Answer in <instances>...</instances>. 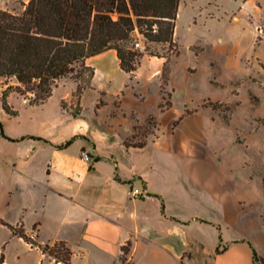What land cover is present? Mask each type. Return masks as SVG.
<instances>
[{
    "label": "crops",
    "instance_id": "crops-1",
    "mask_svg": "<svg viewBox=\"0 0 264 264\" xmlns=\"http://www.w3.org/2000/svg\"><path fill=\"white\" fill-rule=\"evenodd\" d=\"M259 32L262 27L256 38ZM175 34L176 28L174 40ZM179 53L170 60L171 94V62ZM147 57L160 59L161 84L162 57L143 54L133 72L120 68L114 49L88 57L95 72L78 115L60 103L74 104L76 82L68 77L40 104L10 92L17 114L0 103L2 130L15 138L0 128V218L21 223L27 234L37 229L40 245L65 241L70 264H251L253 248L264 264V123L244 130L233 114L200 104L175 112L162 130L158 115L170 113L173 103L159 109L160 84L157 111L140 109L145 97L137 89L138 71ZM100 58L111 59L134 91L129 108L123 90L108 98L97 83ZM101 92L104 103L97 107ZM257 96L254 107L262 102ZM132 113L139 122L151 114L157 120L141 147L124 143L133 133ZM73 136L67 147H56ZM132 186L147 196L132 195ZM0 264L66 263L0 222Z\"/></svg>",
    "mask_w": 264,
    "mask_h": 264
},
{
    "label": "trees",
    "instance_id": "trees-1",
    "mask_svg": "<svg viewBox=\"0 0 264 264\" xmlns=\"http://www.w3.org/2000/svg\"><path fill=\"white\" fill-rule=\"evenodd\" d=\"M179 2L180 0H29L23 4L24 8L19 13L0 8V77H4L5 84L0 94L1 107L8 114H17V110L7 99L12 91L27 97L32 104H40L52 94L60 78L68 77L76 82L74 104L69 105L64 100L60 103L71 114L78 115L81 112V94L84 89L92 87L91 80L95 72L93 66L86 64V59L114 49L120 68L133 72L144 54V50L132 43L136 35L140 34L148 54L163 58L160 84L162 99L158 107L162 111L170 108L172 94L167 91L166 86L170 77L171 55L177 54L179 48H173L172 54H157L150 52L148 43L177 45L174 30ZM202 51L203 48L199 51L194 49L197 56ZM103 94L100 93L97 107L104 103ZM219 103L221 102L213 101L211 106L216 109ZM132 117L135 120L134 131L138 128L139 121L134 113ZM145 121L157 126V120L152 114ZM177 121L173 122V126ZM0 128L3 136L15 139L4 134L1 124ZM31 137L44 139L33 135ZM75 137L56 147H67ZM146 138L136 143L126 139L124 143L126 146L141 147L145 145ZM0 222L32 246L41 247L56 260L70 264L71 250L65 241L40 245L24 231L21 223L12 225L2 218ZM129 248L130 242L122 250L126 253ZM216 250L220 252L221 248L217 247ZM251 264H260L254 248Z\"/></svg>",
    "mask_w": 264,
    "mask_h": 264
},
{
    "label": "rangeland",
    "instance_id": "rangeland-1",
    "mask_svg": "<svg viewBox=\"0 0 264 264\" xmlns=\"http://www.w3.org/2000/svg\"><path fill=\"white\" fill-rule=\"evenodd\" d=\"M28 1L0 0V8L19 13ZM257 27L263 28L259 38H256ZM175 28L176 46L148 43L151 53L172 54L173 48H179L180 52L171 62L173 109L168 114L158 115L160 128H169L175 112L200 104L211 106L213 101H219L216 110L221 115L233 114L236 126L246 130L252 125L251 132H254L256 123H264V0H180ZM135 40L143 44L140 49L148 54L142 36L137 34L133 44ZM191 46L198 51L203 48V51L197 56ZM96 62L99 64L97 83L102 85L106 97H114L121 89L126 94L125 107L132 106L134 91L129 90L128 82L121 74L115 73L111 59L108 64L103 63L102 58ZM159 62L156 57H147L139 68L137 89L145 97V103L140 107L142 111L147 108L157 111ZM108 75L111 79H107ZM0 84L5 85L4 77H0ZM166 89L169 91L167 86ZM257 95L261 96L262 102L254 107L259 101ZM252 114L256 122L251 123ZM156 130L157 126L139 122L138 128L127 139L136 143ZM211 131L207 129V132Z\"/></svg>",
    "mask_w": 264,
    "mask_h": 264
},
{
    "label": "built area",
    "instance_id": "built-area-1",
    "mask_svg": "<svg viewBox=\"0 0 264 264\" xmlns=\"http://www.w3.org/2000/svg\"><path fill=\"white\" fill-rule=\"evenodd\" d=\"M134 46L139 47V48H143V44L139 40L134 41ZM131 194L134 196H138V195L143 196V197L147 196V193H144L143 190L141 189V187H139V186H132L131 187ZM36 235H37V229H33L29 234V236L32 238H35Z\"/></svg>",
    "mask_w": 264,
    "mask_h": 264
}]
</instances>
